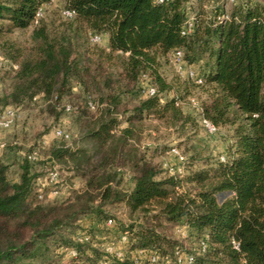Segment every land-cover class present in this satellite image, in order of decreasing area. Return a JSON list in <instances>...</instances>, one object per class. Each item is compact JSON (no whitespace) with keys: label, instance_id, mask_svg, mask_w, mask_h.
<instances>
[{"label":"trees","instance_id":"16d2710c","mask_svg":"<svg viewBox=\"0 0 264 264\" xmlns=\"http://www.w3.org/2000/svg\"><path fill=\"white\" fill-rule=\"evenodd\" d=\"M49 1L0 0V38L30 27L37 9ZM189 1L64 0L65 8L75 13L72 18L59 25L42 18L33 26L25 52L10 45L3 49L2 55L18 64L0 97L5 107L21 106L37 96L70 113L79 108L76 103L89 110L87 96L96 95L98 113L88 119L78 116L77 123L81 139L97 144L100 159L84 172L85 189L50 203L39 201L27 158L19 163L16 177L10 175V164L0 160V264H94L100 255L97 238L80 242L70 233L89 212L102 233L109 232L111 227L105 226L106 219L101 225V219L102 201L111 195L142 214L136 223L121 227L130 249L142 247L172 258L176 247L183 249L172 230L184 224L191 242L206 240L204 250L180 249L192 255L188 264H264V0H234L225 20L218 17L225 13L226 0H203L213 2L208 10L201 0L194 8L192 32L183 35ZM89 34L106 37L104 45L91 44ZM175 49L183 51L188 63L201 64V86L207 85L208 96L200 104V115L217 128L232 129L227 159L206 162L182 178L159 177L156 164L132 144L151 116L190 139L187 132L194 118L183 113L177 99L161 103L159 97L171 89L159 72L160 59ZM142 74L156 83L155 96L137 94ZM121 113L127 126L111 133ZM203 149L191 145V159L201 157ZM51 156L75 169L94 164L82 147L53 146ZM117 160L134 173V185L124 194L110 185ZM181 182L186 186L178 192L175 185ZM60 247L66 252L73 248L76 255H57ZM109 261L120 263L115 257Z\"/></svg>","mask_w":264,"mask_h":264},{"label":"rangeland","instance_id":"374dc122","mask_svg":"<svg viewBox=\"0 0 264 264\" xmlns=\"http://www.w3.org/2000/svg\"><path fill=\"white\" fill-rule=\"evenodd\" d=\"M195 1L197 3L193 2L191 5L193 13L196 4L198 5L201 0ZM226 3L227 6L225 8V12L228 14L230 3L228 1H226ZM211 6H213V2L208 3L203 1V7L207 10L210 9ZM43 7L45 12L42 20L45 22L59 25L63 21H66L65 17L61 14V10L65 7L64 0H50L44 4ZM32 29L33 25L26 29H15L10 33L4 34L3 37L0 38V53L3 54V49L6 50L9 45L21 47V49L25 52L31 44L30 35L32 33ZM93 36L94 35L91 34L88 35L91 44L94 43L98 46L104 45V37H101L100 41L95 42L92 40ZM168 56L169 54L165 59H160L161 65L159 72L162 77H164L165 80L171 84V89L159 92L160 101L163 103L167 99L175 98L177 99V103L183 113H188L194 118V124L189 126L187 132V136L190 137V139L182 137L174 126L167 125L164 121L151 116L144 120V131L141 133L137 141H132V144L137 147L138 151L144 158L149 159L156 164L160 170L158 173L159 177L171 175L168 171V166L179 164L182 167V175H176V178H182L190 171V169L206 166V162L218 159L221 160V156H224V158L227 159L229 145L232 142V129L229 125L221 126L217 128L214 134H210L205 130L200 121L201 115L198 107H200V104L207 99V85H195L184 76V71L187 70L188 67H192L197 71L202 72L201 64L187 63L176 65L171 63ZM6 59L8 58L6 57ZM8 61L11 60L8 59ZM11 75L12 72L11 69L8 68V64L6 65V68L0 69V97L4 92L8 91V77ZM147 78L149 83L155 84L157 87L152 78L149 76ZM143 81V77H140L138 80V89L136 90L138 95H140V86ZM77 88L78 87L74 88V92H78ZM83 96L85 97V95H82V97ZM92 96L96 99V95ZM87 97L94 102V98L92 99L91 96ZM123 99L124 101H127L128 98L127 96H124ZM191 99H194L197 104L194 105L191 102ZM67 101H70V99L63 100L61 103ZM74 101L80 102L81 99L74 98ZM49 104L50 103L42 100L40 97L26 101L23 105L15 107L17 109V118L14 125L7 130L0 129V137L5 143V147L0 149V160L10 164V175L12 177H16L20 170L19 163L23 158H27L31 164V170L35 172L36 175L34 187L42 192L40 193L41 195L39 196V201L43 203L66 200L70 196L72 197L75 192L85 189L86 180L85 175L83 174L88 171L89 167L93 168L95 165H98L97 163H99L100 159L99 154L97 153V144L90 139H81L83 132L77 123L78 116H82L87 119L91 118L98 113L99 108L96 106L95 109L89 108V110H85L82 103H76L79 108L68 113L62 112L60 107L49 106ZM9 106L12 105L10 104ZM4 107V105L0 104V112ZM125 117L126 114H119L118 120L120 122L118 127L113 128L111 133H118L122 127L127 126ZM56 127L69 131L71 138L69 140H63L55 137L53 130ZM62 145L65 147H82L86 149L90 157V161L94 164L87 166V168L84 166V169H75L74 167L71 168L69 164H66L57 158H53L51 156L52 147ZM191 145L204 147L201 157L191 159L192 152L188 151V148ZM173 146L177 147L184 155V163H177L176 160L168 154V150ZM29 156L34 158H30ZM164 162H167L168 165L165 166ZM52 169H55L58 172L57 180L49 182L46 179V174ZM112 170L115 172V175H113L110 185L117 191V194H124L131 190L134 185V173L132 168L126 162L123 163L120 160H117L114 163ZM185 186L186 184H182V182L181 185L176 183L175 189L178 192H181L184 190ZM53 190H56L55 195H52ZM98 200L100 199L96 197L94 199V203L98 204ZM114 200L113 195H111L102 201V208L105 211L101 221L107 218H112L111 225L114 224L109 232L102 233L103 228H100V223L99 225H95V223H93L95 220L93 217L94 213L89 212L88 214L82 215L78 219V225L70 233L71 236H75V234L80 231L83 226H87L91 235H94V240L97 238L95 240L96 244L94 245H97L100 242V245L98 244L97 246L99 247L101 256L99 255L97 260H101L106 256L103 251L104 242L110 241L111 237L114 243L117 242L116 237L120 233L121 227L129 226L133 222L136 223L142 215L141 212L138 211L131 212L123 200ZM101 225H103V221L101 222ZM105 230H108V228ZM172 231L174 237L178 241L177 246L183 247V249L180 248L181 250L186 251V249L193 250L196 248V243L194 241L191 242L192 236L186 225L177 224ZM102 235L105 236V238H102ZM118 245L122 246L123 249L126 250L127 259L118 260L120 263L109 261L108 264H130L129 262L131 261L129 256L131 255V251L133 249L129 248V243H118ZM69 250L66 252L64 248L60 247L55 250V253L60 256L64 255L63 257L65 258H67L65 254L71 256L76 255L71 254ZM86 254L92 256L89 251L86 252ZM97 260L94 264H97ZM70 264L80 263L73 262ZM143 264H147L145 260L143 261Z\"/></svg>","mask_w":264,"mask_h":264},{"label":"built area","instance_id":"2783aa9c","mask_svg":"<svg viewBox=\"0 0 264 264\" xmlns=\"http://www.w3.org/2000/svg\"><path fill=\"white\" fill-rule=\"evenodd\" d=\"M157 1L163 2L164 0H157ZM226 1H228L229 3H232L234 0H226ZM193 2H194L193 0L189 1L188 5H192ZM187 8H188L187 18L184 20L182 27H181V34L183 35L190 34L192 32L193 27H194V21H195V13H193L189 7ZM44 12L45 11H44L43 6L37 9L34 19L32 21L33 26L37 25L40 19L44 17ZM61 14L65 18H72L75 13L73 10L64 7L61 10ZM227 18H228V14L226 12L218 17V19H221V20H225ZM92 40L95 42H98L101 40V36L94 35L92 37ZM168 58L171 61V63L176 64V65H182V64L188 63L186 59L184 58L183 51L181 49L173 50L171 53H169ZM7 64H8L9 69L16 70L18 68V64L12 61H8V59H6L0 53V69L6 68ZM184 76L187 80L192 81L196 85H202L204 83L203 71L202 72L197 71L196 69L192 67H188V69L184 71ZM142 77L144 78V81L142 82L140 86V96L142 98L155 96L157 94V87L155 86V84L149 83L147 81L148 76L146 74H142L141 78ZM36 98L37 96H35L33 99H36ZM191 102L194 105L197 104L194 99H191ZM87 105H88V108L90 109H95L96 107V105L90 98L87 100ZM198 108L201 111V108L200 107ZM65 109L66 111H69L70 107L66 106ZM16 118H17V109L15 107H12V106L4 107L2 111L0 112V129H4V130L10 129L14 125ZM200 121L208 133L214 134L216 132L217 127L210 120L202 116V114H201ZM53 134L55 137L63 139V140H69L71 138L70 132L60 127H56L53 130ZM4 147H5V143L3 139L0 137V149ZM168 154L172 158H174L177 163L179 162L184 163L185 157L177 147L175 146L170 147V149L168 150ZM29 157L34 158L32 156H29ZM220 158L221 160L225 159L224 156H221ZM164 165L166 166L168 165V163L164 162ZM168 171L171 175L175 177L176 175L178 176L182 175V167L179 164L169 165ZM57 175H58L57 170L52 169L48 171V173L46 174V179L49 182L56 181ZM40 193L42 192L40 191ZM55 194H56V190H53L52 195H55ZM40 195L41 194H39V196ZM111 222H112V218H107L105 220V226L112 227L114 224L111 225ZM83 228H81V230L75 234L74 236L75 239L80 242L91 241L92 235L89 232V229L87 228V226H83ZM116 239H117L116 240L117 242L115 243L113 242L112 237L110 241L104 242L103 249H104L106 256L105 258L103 257L99 261V264H108L109 257H115L118 260H123L124 258L127 257L126 250H124L122 246L118 245V243L128 244V241H129L128 233L126 231H121L116 237ZM205 246H206V240L201 238L198 241V245H197L198 250L199 251L204 250ZM234 246L237 247L236 242H234ZM69 251L73 255L76 254V250L73 248L70 249ZM129 259L132 262V264H143L144 260L146 261L147 264H188L192 260V255L190 253L182 252L180 249L176 248L174 250L173 257L170 258L167 256H162L160 253L156 251H151L146 248L138 247L131 251V255L129 256Z\"/></svg>","mask_w":264,"mask_h":264},{"label":"crops","instance_id":"0c3cea01","mask_svg":"<svg viewBox=\"0 0 264 264\" xmlns=\"http://www.w3.org/2000/svg\"><path fill=\"white\" fill-rule=\"evenodd\" d=\"M104 40H106V37H104Z\"/></svg>","mask_w":264,"mask_h":264}]
</instances>
